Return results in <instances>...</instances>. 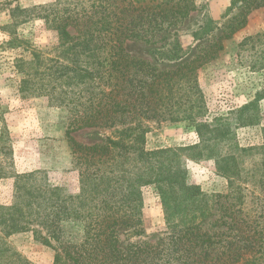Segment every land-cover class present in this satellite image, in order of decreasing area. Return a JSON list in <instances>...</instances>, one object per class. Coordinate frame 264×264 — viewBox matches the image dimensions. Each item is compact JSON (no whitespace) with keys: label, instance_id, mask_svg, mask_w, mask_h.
<instances>
[{"label":"trees","instance_id":"trees-1","mask_svg":"<svg viewBox=\"0 0 264 264\" xmlns=\"http://www.w3.org/2000/svg\"><path fill=\"white\" fill-rule=\"evenodd\" d=\"M197 1L56 0L18 8L43 20L58 40L48 52L28 46L21 36L8 41L20 50L13 64L18 93L23 100L46 97L69 111L67 137L80 181L72 193L36 172L15 176L13 204L0 206V264H30L2 240L27 231L49 246L58 243L55 264H264V145L239 148L232 124L222 117L213 123L205 119L198 80V71L224 49L223 38L246 25L245 13L239 25L230 24L229 32L199 45L191 57L185 58L179 39L168 42L165 60L179 62L172 68L131 57L125 48L130 40L164 43L197 9ZM236 2L250 11L264 8V0ZM5 114L0 105V138ZM165 122L195 127L200 142L183 149H147L150 124ZM85 129L112 135L84 145L73 134ZM188 150L195 153L188 159L215 162L229 182L227 194L204 192L190 181L182 154ZM9 152L10 146L0 147V153ZM7 176L0 164V179ZM146 186L163 199L166 235L153 243L120 246L122 230L133 236L144 232ZM64 222L82 223L83 239L64 241Z\"/></svg>","mask_w":264,"mask_h":264},{"label":"rangeland","instance_id":"rangeland-1","mask_svg":"<svg viewBox=\"0 0 264 264\" xmlns=\"http://www.w3.org/2000/svg\"><path fill=\"white\" fill-rule=\"evenodd\" d=\"M236 1L198 0L197 9L164 43L151 45L130 40L125 48L131 57L145 59L161 68H172L179 62L165 60L163 48L168 47V42L179 39L187 54L185 58L191 57L199 45L213 43L229 32L230 24L239 25L243 19L241 13H245L246 25L231 38H223L224 49L215 60L198 71V80L206 103L205 119L213 123L222 117L232 124L235 144L239 148H259L264 145V8L250 11V7L236 4ZM55 2L0 0V105L6 113L7 130L4 129V138H0V147L10 146L9 153H0V164L8 173L7 177L0 179V206L13 204L16 175L36 172L54 186L72 193L79 189L78 166L67 137L71 114L66 108L51 104L46 97L21 99L19 81L13 70L20 50L12 48L8 42L12 37L21 36L28 41V46L48 52L57 43V34L32 12L29 15L17 10H30ZM253 102L256 103L255 108L242 110ZM252 115L254 120L250 122ZM109 135L112 133L96 129L73 134L75 140L84 145L100 143ZM199 142L195 127L187 123H152L146 135L149 150L183 149ZM227 152L230 154L232 151L228 148ZM182 154L191 182L213 195L229 192V182L218 172L213 160L188 159L186 156L195 154L192 150ZM246 162L243 164L248 166ZM141 199L144 232L133 236L123 234L122 230L120 246L144 241L153 243L166 235L163 199L153 186L142 188ZM215 218L213 216L204 222L205 229ZM62 231L63 240L72 243L81 241L84 236L83 224L79 222L62 223ZM2 238L3 246L19 253L30 264H55L57 252L54 246L58 243L49 246L42 239L38 240L32 231Z\"/></svg>","mask_w":264,"mask_h":264}]
</instances>
